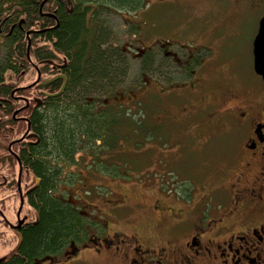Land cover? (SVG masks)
<instances>
[{
  "label": "trees",
  "instance_id": "trees-1",
  "mask_svg": "<svg viewBox=\"0 0 264 264\" xmlns=\"http://www.w3.org/2000/svg\"><path fill=\"white\" fill-rule=\"evenodd\" d=\"M43 1L0 0V171L20 163L32 175L26 196L34 214L18 249L0 264H36L84 236L83 218L60 198L62 188L75 182L69 168L85 155L91 169L117 177L122 163L106 164L102 155L129 139L137 161L138 146L167 135L161 129L152 134L143 100L113 102L142 87L138 82V89L130 88L132 60L146 83L152 49L135 57L132 45L123 48L126 38L141 32L124 15L141 11L149 0ZM115 16L127 27L115 29ZM29 70L39 83H25Z\"/></svg>",
  "mask_w": 264,
  "mask_h": 264
},
{
  "label": "flooded vegetation",
  "instance_id": "flooded-vegetation-1",
  "mask_svg": "<svg viewBox=\"0 0 264 264\" xmlns=\"http://www.w3.org/2000/svg\"><path fill=\"white\" fill-rule=\"evenodd\" d=\"M235 3L243 12L263 9L260 19L264 14V0ZM170 46L157 42L139 55L152 49L145 83L149 102L160 107L171 121H186L192 126V131L172 128V136H182L177 153L169 157L156 149L157 161L166 168L182 165L205 175L203 180L194 179L196 190L189 193L182 187L181 197H175L186 210L166 208L157 199L150 209L158 215L153 216L155 233L138 236L132 225L122 224L127 232L113 225L119 221L115 214L126 207L121 202L109 213L99 212L96 216L61 195L62 202L83 218L85 234L36 264H68L74 260L82 264H264V83L253 70V56L244 66L240 62L242 55H221L220 59L232 58L226 63L227 74L201 75L210 55L207 58L208 55L184 50L174 53L168 51ZM133 101L116 98L113 102L128 105ZM154 119L152 134L161 129L165 135L164 120L159 116ZM211 135L223 137L224 148L221 161L214 162L208 175L205 168L211 163L201 162L198 153L205 149L203 144L211 142ZM31 183L32 175L20 163L0 171V227L12 230L17 239L23 226L34 220L27 218L30 208L26 193ZM70 186L66 184L64 188ZM6 213L11 215L10 221Z\"/></svg>",
  "mask_w": 264,
  "mask_h": 264
},
{
  "label": "rangeland",
  "instance_id": "rangeland-1",
  "mask_svg": "<svg viewBox=\"0 0 264 264\" xmlns=\"http://www.w3.org/2000/svg\"><path fill=\"white\" fill-rule=\"evenodd\" d=\"M262 12L263 9L240 11L236 6L235 0H149L148 5L141 11L131 15H124L136 21L140 26L141 32L134 38L133 36L126 38L128 42L124 43L123 48L132 45L131 49L133 50L131 52L136 55L135 57H138L140 56V51L148 47H154L157 42L168 43L169 46L171 45L168 51L174 53L184 50L186 52H199L201 55H208L207 58L210 55L207 59L210 61H206L200 70L201 75L206 73H212L213 75L217 73L227 74L226 63L231 62L232 58L225 56L220 59L221 55H242L240 62L244 66L248 64L250 55H252V43ZM112 24L117 30H122L128 25L119 16H115L112 19ZM2 43L3 39L0 38L1 54H3ZM184 51L180 52L183 53ZM130 56L132 57V55ZM215 57L218 60L211 61ZM234 60L236 61V58ZM138 63V61H131L128 79L133 81V85L130 88L138 89V82L142 83V87L138 91H129L121 97L123 100L120 98L119 100L122 102L136 99L140 102L143 100L141 108L145 105L143 109H145V115L149 116V125L153 126L154 118L159 116L160 119L164 120L162 124L167 131V135H165L164 140L152 139L143 146H138L136 152L142 156L137 161L131 155L132 149L135 150V147L131 143L132 140L129 139L122 140L123 148L102 155L101 157L106 160V164L114 161L122 163L120 170H118L121 174L119 173L117 177H111L91 169L88 166L89 157L85 155L77 166L69 168V173H73L70 178L72 177L74 180L75 177V182L67 190L62 188V192L63 196L67 200L69 199L71 203L77 206L80 205L83 210L96 216L100 215L98 214L99 212L109 213L108 210L121 202L126 207L121 208L115 214L120 223L119 221L112 222L113 225H119L121 232H127V229H124L122 224L128 227L132 225L131 229H137L138 236H142L146 233H155L156 231L153 228V216L157 214L152 213L150 209L157 199L166 208L182 207L186 210V206L184 204H182L183 206L180 205L176 198L181 197L180 191L182 187L186 188L189 193L196 190L198 184H195L194 179L203 180L205 175L202 171L196 172L193 168L182 165L166 168L164 163L160 164L157 161L159 152L156 149H160L161 152L166 153L169 157L178 152L182 136L179 134L172 136L171 132L174 131L173 129L192 131V126L187 125L186 121H171L160 107L155 106V104L149 110L147 105L149 99H147L146 94L148 87L144 84L145 78L138 75ZM25 78L26 84L32 83L33 85L39 79L37 78L35 81V75L32 70H29ZM155 102H157V105L161 104V100L158 97ZM172 107V114L174 115L175 109L174 106ZM135 109L137 110V107ZM178 114L181 113L178 112ZM173 120H176V118H173ZM210 137L211 142L203 144L205 149L198 153L201 162L211 163L205 168V173L208 175H210L209 171L212 170L214 162L221 161L223 156H221V151L224 148L222 144L223 137L216 135H211ZM149 148H152L153 151H148L147 149ZM137 154L133 153V155ZM192 160H194L193 155L191 157ZM208 175L207 182H210ZM166 181L168 183L161 186L162 182L165 183ZM196 196L198 194L194 195V197ZM27 211L29 215H27V218H33L34 214L32 211L30 209ZM24 213L25 208L21 213V217H23ZM6 217L10 221L11 215L6 213ZM0 233V261H3L14 253L18 239L15 233L8 228L0 227ZM68 264L82 263L80 260H74Z\"/></svg>",
  "mask_w": 264,
  "mask_h": 264
},
{
  "label": "water",
  "instance_id": "water-1",
  "mask_svg": "<svg viewBox=\"0 0 264 264\" xmlns=\"http://www.w3.org/2000/svg\"><path fill=\"white\" fill-rule=\"evenodd\" d=\"M44 2L45 0L43 1V3ZM67 3H69V0L67 1ZM252 56H253V70L257 75H259L262 78V81L264 83V14L259 21L257 32L252 43ZM60 77L61 76L45 81L41 85L49 84ZM64 86H65V81L61 90L64 89ZM20 242L21 239L20 237H18V244L17 247L15 248V251L18 249Z\"/></svg>",
  "mask_w": 264,
  "mask_h": 264
}]
</instances>
